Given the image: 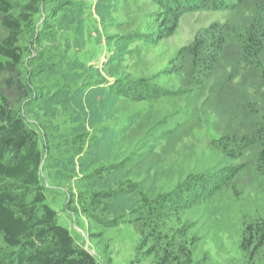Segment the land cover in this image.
Segmentation results:
<instances>
[{"label":"rangeland","instance_id":"rangeland-1","mask_svg":"<svg viewBox=\"0 0 264 264\" xmlns=\"http://www.w3.org/2000/svg\"><path fill=\"white\" fill-rule=\"evenodd\" d=\"M204 1L206 6L223 9L184 14L174 35L156 45L153 41L159 25L143 29L149 20L160 23L164 18L158 0H70L52 40L43 42L34 52V60L25 57L32 73L37 64L34 61L48 55L47 65L41 63L34 81L37 88L42 86L43 93L36 88V100L26 116L30 126L40 137L41 128L47 129L53 144L80 133L89 135L82 152L54 153L44 164L41 178L47 203L58 213L59 224L101 264L108 259L112 264H150L151 259L134 263L139 236L129 223L106 229L85 217L76 202L69 209L66 204L70 194H78V183L84 176L96 168L105 171L103 168L114 167L121 146L151 119L195 109L191 121L181 125L172 137L155 142L142 162L103 172L101 179L84 186L86 190L115 189L129 179L138 183V190L154 192L174 171L198 157L206 159L214 141L232 138L243 141L244 155L235 165L247 172L240 180L233 176L229 181L246 205L259 196L262 182L249 168L256 164L261 147L253 140L258 139L264 115V73L245 61L235 34L250 27L256 0ZM45 21L44 13L37 18L39 31ZM218 37L224 38V47L212 71L202 61L194 67L193 56L180 53L197 42L213 49ZM168 74H174V95L159 101L129 102L108 92L116 81L161 77L160 83H165ZM213 178L205 181L211 183ZM228 202L214 205L213 227L203 246L212 257L211 264H243L237 202ZM108 205L110 219L127 215L135 206L133 194L113 197ZM240 206L245 207L242 202Z\"/></svg>","mask_w":264,"mask_h":264},{"label":"trees","instance_id":"trees-1","mask_svg":"<svg viewBox=\"0 0 264 264\" xmlns=\"http://www.w3.org/2000/svg\"><path fill=\"white\" fill-rule=\"evenodd\" d=\"M263 1L256 0V15L250 27L235 31L245 61L261 73H264ZM158 2L164 18L160 23L149 20L143 29H155L159 25L157 39L153 41L156 45L174 35L184 14L223 9L206 6L204 0ZM69 5L70 0H0V264H101L92 252L77 244L69 229L59 224L58 213L47 203L41 178L44 164L54 153L82 152L89 135L80 133L53 144L47 129L41 128L40 137L26 118L36 100L34 81L39 75L38 68H42L41 63L47 65L48 55L34 61L37 64L31 68L32 73L25 57L34 60V52L43 47L44 41L52 40L54 29L59 27ZM43 13L46 25L39 31L37 18ZM223 39L216 38L213 49L197 42L180 53L189 52L194 67L202 61L212 71L224 47ZM167 77L165 83H160L161 77L116 81L108 92L129 102L159 101L174 95L171 78L174 74ZM37 89L43 93L42 86ZM194 112V108H189L163 119L149 120L137 136L121 146L114 167L103 168L105 171L96 168L83 177L78 183V194H70L66 208L76 202L85 217L106 229L122 223L132 225L139 236L134 263L151 259L150 264H211L212 257L203 246L213 227L214 205L233 200L240 216L242 263L260 264L264 258V115L259 122L258 139H252L262 148L259 147L256 164L249 168L262 185L258 186V198L249 205L229 181L233 176L240 180L247 172L235 165L244 155L243 141L232 138L214 141L206 159L198 160V157L185 168L174 171L171 179L157 186L154 192L138 190V183L129 179L106 191L84 188L93 179H101L103 172L111 173L113 169L142 162L155 142L172 137L181 125L191 121ZM53 148L57 150L54 152ZM213 176L211 183L205 181ZM129 194H133L134 208L127 215L110 219L108 201ZM241 202L245 207L240 206ZM105 264H112L111 259Z\"/></svg>","mask_w":264,"mask_h":264},{"label":"crops","instance_id":"crops-1","mask_svg":"<svg viewBox=\"0 0 264 264\" xmlns=\"http://www.w3.org/2000/svg\"><path fill=\"white\" fill-rule=\"evenodd\" d=\"M85 248V247H84Z\"/></svg>","mask_w":264,"mask_h":264}]
</instances>
